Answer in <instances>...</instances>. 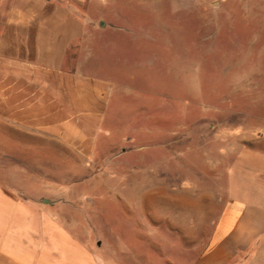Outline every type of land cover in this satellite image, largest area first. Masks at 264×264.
Returning a JSON list of instances; mask_svg holds the SVG:
<instances>
[{"label":"crops","instance_id":"0c3cea01","mask_svg":"<svg viewBox=\"0 0 264 264\" xmlns=\"http://www.w3.org/2000/svg\"><path fill=\"white\" fill-rule=\"evenodd\" d=\"M149 2L0 0V264H140L138 249H128L124 237L147 246L141 254L146 264H264V142L252 174L221 198L217 188L211 192L205 222L197 214L194 220L171 216L186 212L184 206L156 210V180H171V173L156 171L153 158H147L145 172L134 163L138 173L126 179L131 230L115 227L113 259L106 240L88 231L95 226L76 216L83 211L77 200L82 194L74 186L86 179L74 166L83 170L94 157L114 84L94 71L102 66L94 65L101 53L95 39L113 52L124 49L118 46L121 36L137 46L139 31L111 22H128L134 5ZM94 5L100 14L88 20L84 12ZM140 34L141 41L148 36ZM143 149L137 145L134 151ZM185 169L180 163V182L186 181ZM119 187L121 196L129 195L123 183ZM167 191L161 195L177 189ZM156 245L162 252H155ZM168 245L179 251L170 252Z\"/></svg>","mask_w":264,"mask_h":264},{"label":"rangeland","instance_id":"374dc122","mask_svg":"<svg viewBox=\"0 0 264 264\" xmlns=\"http://www.w3.org/2000/svg\"><path fill=\"white\" fill-rule=\"evenodd\" d=\"M134 6L128 22L111 23L139 31L137 46L129 43L132 37L121 36L118 46L124 49L113 52L101 37L95 39L101 53L94 65L102 66L94 71L113 81L112 101L94 157L83 170L74 166L75 174L86 179L74 186L82 194L77 200L83 211L76 216L95 226L88 231L106 240L112 259L115 227L131 230L133 202L126 179L138 173L134 163L145 172L147 158H153L156 171L171 173V180H156V210L184 206L186 212L171 216L194 220L197 214L205 222V210L214 203L211 192L217 188L221 198L252 174L264 142V0H150ZM100 11L94 5L84 15L89 20ZM141 30L148 32L144 41ZM137 145L144 147L142 153L134 151ZM246 160L251 167L246 168ZM180 163L186 164L185 182L175 178ZM121 183L128 196L120 195ZM167 188L177 191L162 196ZM124 241L146 264L141 254L147 246L130 244L128 237ZM155 252L162 246L156 245ZM124 258L129 263L130 257Z\"/></svg>","mask_w":264,"mask_h":264}]
</instances>
